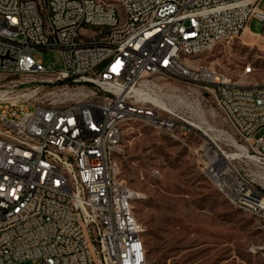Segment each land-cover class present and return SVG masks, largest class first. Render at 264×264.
Returning a JSON list of instances; mask_svg holds the SVG:
<instances>
[{
	"label": "built area",
	"instance_id": "built-area-1",
	"mask_svg": "<svg viewBox=\"0 0 264 264\" xmlns=\"http://www.w3.org/2000/svg\"><path fill=\"white\" fill-rule=\"evenodd\" d=\"M261 2L0 0V77L18 79L0 87V264H149L140 249L144 228L132 221L141 195L123 187L115 162L122 123L142 121L171 137L190 133L187 122L131 93L159 76L215 99L244 151L233 157L209 139L201 172L264 235L262 173L234 165L264 170V134L257 138L264 86H232L184 59L239 40L253 21L264 38ZM36 50H59L63 67H42Z\"/></svg>",
	"mask_w": 264,
	"mask_h": 264
},
{
	"label": "rangeland",
	"instance_id": "rangeland-1",
	"mask_svg": "<svg viewBox=\"0 0 264 264\" xmlns=\"http://www.w3.org/2000/svg\"><path fill=\"white\" fill-rule=\"evenodd\" d=\"M258 9L264 12V0ZM249 28L250 33L218 46L208 56L184 59L201 61L214 71L215 78L230 79L237 86H264V38L257 37L263 33L262 24L253 21ZM32 57L44 68L63 67L59 50H36ZM247 68L249 75H245ZM192 75H201V68H192ZM13 82L18 79L0 77V87ZM151 83L156 88L142 91L165 107L149 99L147 102L202 129L189 126L187 135L171 137L139 121L123 128L118 165L123 182L141 195L134 217L144 227L142 238L149 264H264V235L258 221L233 208L201 172L200 150L206 141L211 139L230 155L238 154L237 147L244 143L213 96L196 85L165 76L152 78ZM26 108L34 110L32 105ZM263 134L264 130L257 138ZM225 136L232 138V145ZM234 165L247 170L246 175L264 176V170L250 161ZM259 183L260 187L264 184Z\"/></svg>",
	"mask_w": 264,
	"mask_h": 264
},
{
	"label": "bare ground",
	"instance_id": "bare-ground-1",
	"mask_svg": "<svg viewBox=\"0 0 264 264\" xmlns=\"http://www.w3.org/2000/svg\"><path fill=\"white\" fill-rule=\"evenodd\" d=\"M90 2H91V4H102V0H90ZM245 32H247V33H250V31L247 29ZM257 37L258 38H261V39H263V37H260L259 35H257ZM94 38H103V30H94ZM206 52H204V50H195V51H192V52H184V58H194V57H199V56H201V55H203V54H205ZM251 73V70H250V68H247L246 70H245V75H249ZM215 74V73H214ZM217 79V78H216ZM217 80H220V79H217ZM222 81H224V82H229L230 83V85H232V86H237V85H235V84H232V82H231V80L229 79V80H227V79H225V80H222ZM145 86H148V84H146L145 83ZM150 88H156V86L155 85H152L151 86V84H150V86H149ZM149 87H146L147 89L149 88ZM141 89V88H140ZM139 88H133L132 90H131V93L133 94V96L138 100H144V101H146V100H150V101H152V102H156V103H159L162 107H165L159 100H157V99H154V98H152V97H150L149 95H147V94H145L143 91H142V89L140 90ZM147 102V101H146ZM149 103V102H148ZM152 105V104H151ZM153 106H155V105H153ZM155 107H158V108H160L159 106H155ZM162 109V108H161ZM163 110V109H162ZM139 122H142V121H139ZM143 123V122H142ZM129 123H122V131H123V128L125 127V126H127ZM189 126H191V127H193L195 130H199V131H201L200 129H202V127L201 126H197V125H192L191 123H187ZM211 130V129H210ZM209 130V131H210ZM207 135V131L205 132V136ZM241 151V152H243L244 151V149H242V148H240V147H237V151ZM240 154L238 153V154H234L233 155V157H238ZM232 156V155H231ZM115 171L116 172H120V168H119V165H118V162H115ZM203 174V176L208 180V175H206V173H202ZM258 180H257V182L259 183V182H263L264 183V177H263V175H262V177H260V175H258ZM260 184V183H259ZM263 188H264V184L263 185H261ZM123 187H128L124 182H123ZM219 194H220V196L225 200V201H227L230 205H231V200H229V198L228 197H226V191L224 190V189H215ZM132 193L133 194H138V193H136V192H134V191H132ZM138 195H140V194H138ZM138 200H135V203L137 202ZM238 211H240V212H242V210H238ZM243 213V212H242ZM132 221L133 222H135V223H139L136 219H135V217H134V213H132ZM142 227H143V225H142ZM144 228V227H143ZM140 249H142V250H145V245H144V242H143V240H140Z\"/></svg>",
	"mask_w": 264,
	"mask_h": 264
},
{
	"label": "crops",
	"instance_id": "crops-1",
	"mask_svg": "<svg viewBox=\"0 0 264 264\" xmlns=\"http://www.w3.org/2000/svg\"><path fill=\"white\" fill-rule=\"evenodd\" d=\"M245 33H247V32H245Z\"/></svg>",
	"mask_w": 264,
	"mask_h": 264
}]
</instances>
